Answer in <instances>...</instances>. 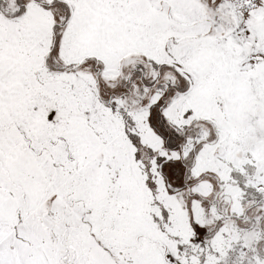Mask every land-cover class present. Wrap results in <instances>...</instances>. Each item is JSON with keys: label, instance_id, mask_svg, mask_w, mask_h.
Here are the masks:
<instances>
[{"label": "snow or ice", "instance_id": "obj_1", "mask_svg": "<svg viewBox=\"0 0 264 264\" xmlns=\"http://www.w3.org/2000/svg\"><path fill=\"white\" fill-rule=\"evenodd\" d=\"M0 264H264V0H0Z\"/></svg>", "mask_w": 264, "mask_h": 264}]
</instances>
